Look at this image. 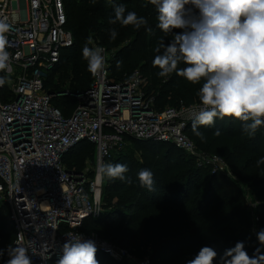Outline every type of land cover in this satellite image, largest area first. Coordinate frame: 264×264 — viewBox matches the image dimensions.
Returning a JSON list of instances; mask_svg holds the SVG:
<instances>
[{
  "label": "trees",
  "instance_id": "16d2710c",
  "mask_svg": "<svg viewBox=\"0 0 264 264\" xmlns=\"http://www.w3.org/2000/svg\"><path fill=\"white\" fill-rule=\"evenodd\" d=\"M115 3L146 17L148 25L136 31L131 26L109 24L114 11L107 0H97L94 5L89 0H64L65 28L72 33L74 41L72 46L61 49L59 61L47 71L44 90L77 94L90 87L94 76L87 71L81 50L91 38L90 47L96 43L111 52L108 78L122 81L138 70L145 80L142 88L145 97L153 100L157 111L197 104L199 85L189 84L175 73L167 78L156 75L158 69L152 64L154 48L161 38L167 43L173 34L164 37L156 28L154 6L147 0H115ZM110 28L118 31L116 40L111 42ZM51 104L69 116L77 101L72 95H55ZM241 124L230 118L217 120L213 126L200 127L203 137L193 133L191 121L185 128L191 139H199L201 149L228 164L236 179L198 166L194 157L170 143L125 137L128 144L114 151L104 163L127 164L130 183L104 177L101 212L86 217L78 231H98L110 243L126 246L135 258H149L151 264H185L204 245L213 246L219 256L237 241H244L246 251L252 256L259 244L251 229V216L256 214L257 221L264 225V160L261 159L264 126L249 137L242 132ZM217 129L219 135L214 134ZM135 149L141 152L143 162L134 157ZM159 151L165 154L164 158L156 157ZM93 159L95 145L83 140L64 153L62 162L68 170L83 171L87 161ZM143 168L154 173L153 191L139 184L137 173ZM240 182L253 200L251 206L232 195L241 190ZM14 236L8 207L2 202L0 248L13 244ZM96 258L99 264H125L104 254H97Z\"/></svg>",
  "mask_w": 264,
  "mask_h": 264
},
{
  "label": "built area",
  "instance_id": "2783aa9c",
  "mask_svg": "<svg viewBox=\"0 0 264 264\" xmlns=\"http://www.w3.org/2000/svg\"><path fill=\"white\" fill-rule=\"evenodd\" d=\"M0 14L13 26L7 34L10 71L0 73L6 77L0 87V203H6L14 225L13 244L21 237L26 244L33 242L36 252L28 253L33 264H51L59 259L68 236L82 235L94 240L96 255L151 264L149 258H135L125 248L78 228L86 217L100 214L98 166L128 144L125 137L170 143L194 157L198 166L235 179L221 158L198 150L186 134L189 109L197 104L171 108L177 114L168 119L170 108L157 111L145 97V80L138 70L122 81L108 78L111 52L105 47V69L86 91L46 92L47 71L59 61L61 49L74 41L65 28L64 0H0ZM55 95L76 99L69 116L51 104ZM83 140L95 145L93 179L85 170L66 169L62 162L64 153ZM43 250L47 261L39 255Z\"/></svg>",
  "mask_w": 264,
  "mask_h": 264
},
{
  "label": "clouds",
  "instance_id": "9594fccd",
  "mask_svg": "<svg viewBox=\"0 0 264 264\" xmlns=\"http://www.w3.org/2000/svg\"><path fill=\"white\" fill-rule=\"evenodd\" d=\"M89 2L94 5L97 0ZM107 3L114 11L109 24L131 26L136 31L148 25L146 17L127 11L123 4L115 0ZM147 3L154 6L156 28L164 37L173 34L167 43L161 38L154 48L152 64L158 69L157 77L167 78L175 73L187 83L199 85L197 106L189 109L193 133L203 137L201 126L210 127L217 120L230 118L242 122L243 133L254 136L264 126V0H147ZM12 27L7 17L0 14V73L10 71L7 34ZM117 36L116 28H110V42ZM91 43L89 38L81 50L82 58L87 61V71L97 76L105 69L106 50L102 46L90 47ZM5 83L6 77L0 75V87ZM176 114L170 108L167 118ZM214 134L219 135V129ZM128 171L127 164L101 161L98 178L130 183ZM137 178L142 188L154 190V173L150 169H141ZM255 235L259 246L252 256L246 251L245 242L237 241L219 256L213 246H201L185 264H264V228ZM29 249L36 252L33 242L26 244L21 237L7 248H0V260L3 264H33ZM96 253L94 240L82 235L68 236L56 264H99ZM39 255L45 261L50 259L47 250Z\"/></svg>",
  "mask_w": 264,
  "mask_h": 264
},
{
  "label": "rangeland",
  "instance_id": "374dc122",
  "mask_svg": "<svg viewBox=\"0 0 264 264\" xmlns=\"http://www.w3.org/2000/svg\"><path fill=\"white\" fill-rule=\"evenodd\" d=\"M198 140H199V139H198ZM198 140H196V139H192V141L194 142V144H195V146L197 147L198 150H200V151H205V150L201 149V147L198 146V142H199ZM133 154H134V157H135L139 162H143V161H144V160H143V157H142V155H141V152H140L139 150L135 149V150L133 151ZM157 154H160V155H157L156 157H160V156H161V157L164 158V156H165V154H164V153L162 154V152H160V151H159V153H157ZM94 160H95V159H93V160H88L87 163H86V166H85V168H84L85 172H86L87 174L90 175V179H93V178L95 177L96 173H97L96 162H95ZM227 165H228V164H227ZM228 167H229V166H228ZM253 167L255 168L256 165H254ZM152 170H153V169H152ZM229 170H230V173H231L234 177H236V176L233 174V172H232V170H231L230 167H229ZM235 179H236V178H235ZM103 180H104V177H102V185H101V190H102V191H103V184H104V183H103V182H104ZM239 187L241 188V190H239L238 192H235V193L232 194V195H233V196H236V197H240L239 199H240L241 201H243L244 203H247V205H250V206H251L252 204H254V203H253V200L250 199V197H249V195H248V193H247V191H246V188L244 187V184L242 185L241 182H240ZM254 215H256V214H254ZM254 215L251 216V223H252V225H251V229H252V232H253L254 235H255L256 232H258L260 229L264 228V225H263V223L257 221V218H255ZM91 233L96 234L99 238H102V239H104V240L109 241V238H108L106 235L101 234V233H99L98 231H96V232H91ZM88 234H90V233H88ZM255 237H256V235H255ZM256 241H257V239H256ZM257 244H258V241H257ZM121 246H122L123 248H125L126 250H128V251L130 252L131 256L135 257L134 254H133V252H131L128 248H126V246H123V245H121ZM123 263H125V264H129V263H127V262H123ZM51 264H56V263H55L54 261H52ZM101 264H104V263H101Z\"/></svg>",
  "mask_w": 264,
  "mask_h": 264
},
{
  "label": "bare ground",
  "instance_id": "6f19581e",
  "mask_svg": "<svg viewBox=\"0 0 264 264\" xmlns=\"http://www.w3.org/2000/svg\"><path fill=\"white\" fill-rule=\"evenodd\" d=\"M99 184V183H98Z\"/></svg>",
  "mask_w": 264,
  "mask_h": 264
}]
</instances>
